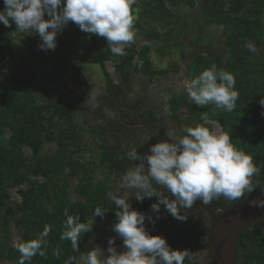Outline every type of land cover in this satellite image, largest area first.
I'll list each match as a JSON object with an SVG mask.
<instances>
[{
    "label": "trees",
    "instance_id": "16d2710c",
    "mask_svg": "<svg viewBox=\"0 0 264 264\" xmlns=\"http://www.w3.org/2000/svg\"><path fill=\"white\" fill-rule=\"evenodd\" d=\"M193 1L142 0V6L148 12L154 4L152 9L158 12L165 9L167 4H191ZM4 8V0H0V11ZM166 16L170 18L168 13ZM149 17L157 19L152 13ZM211 17L223 26L228 57L225 63L221 59L207 60L205 66L210 67L215 63L218 68L235 75L239 98L231 112L216 109L213 104L199 107L189 99L187 93H173L171 90L166 95L151 98L149 89L146 88L142 98L131 100L132 78H138L143 85H149L155 77L168 76L174 70L154 69L148 57V45L140 50L136 46H126L125 55L122 56L113 55L108 44L104 49L95 48L86 53L85 62L99 65L106 83V93L95 105L89 104L90 95L84 94L73 101L75 107L64 106L56 98H50L46 107L41 106L33 97L32 89L26 87L28 80L22 72H16L13 66L7 67V71H0V208H3L0 226L5 227L8 220L18 215L16 225L26 231L22 235V244L35 239L46 224L52 228L42 246L46 249V255L42 257L37 254L32 258L31 264H67L72 256L77 261L82 248L93 239L92 231L82 234L79 252L72 250L70 241L60 239L63 222L66 220L65 209L74 217L78 215L80 222L87 223L95 219L105 227L114 228L117 223V208L108 198L111 184H121V177L126 171L135 167V163H140L128 160L126 153L135 147L140 155H150L151 146L158 143L138 125H143L156 136L166 139L167 131H175L177 128L181 130L184 126L203 124L214 129L210 122L216 120L223 133L226 132L232 137V143L253 157L259 171L252 177L255 191L234 201L220 197L207 206L215 214L219 212L221 215L244 200L264 197V105L260 103L264 99V58H258L253 51L254 45L264 49V0H216ZM158 19L164 20L162 17ZM24 48L22 50L26 52ZM6 50L8 40L0 23V59L4 57ZM110 60L118 76L117 83L106 69V62ZM198 60L201 63L204 59ZM75 77L83 79V70L77 71ZM84 86L89 89L87 83ZM45 109L49 117H44ZM112 111H118L119 116L111 117ZM74 113L82 117L84 128L88 127V132L96 139L94 150L100 152L98 164L91 161L81 163L74 157L88 150L87 147H79L82 137L72 126ZM64 124L67 126L61 127ZM56 128L59 129L58 134H55ZM7 132L9 137L5 135ZM45 143L57 144L58 151L37 159L36 164L29 167L23 149L30 148L38 158ZM67 143L75 147L70 153L66 151ZM66 168L70 170L67 173L69 178L80 179V185L73 190L74 200L70 198L69 181L64 178ZM99 169L106 171V178L102 182L94 183V174ZM29 176H41L49 183L31 181ZM23 184L27 185L24 189L20 188ZM14 188H18L21 201L14 206L6 205L10 199L9 190ZM134 192L135 190L128 189L130 196H133L129 202L134 210L144 212L146 217L158 214L151 210L157 197L145 198L140 202L135 199ZM165 195L174 199L167 192ZM97 206L108 212L103 217H94ZM191 210H182V214L187 215V220L180 221L162 205V216L156 223L149 225L148 232L153 236L166 238L173 250L202 247L207 243L205 236L209 228L205 226V221L208 217L203 211L189 217ZM263 228L262 224L256 223L242 233L236 252V258L241 264L248 259L250 261L244 264L254 263L253 260L254 264H264ZM108 246V241H105L103 249L106 251ZM18 248L11 245L5 232H1L0 262L18 264ZM57 249L59 257L54 254ZM184 264L199 263L193 256L188 255Z\"/></svg>",
    "mask_w": 264,
    "mask_h": 264
},
{
    "label": "clouds",
    "instance_id": "9594fccd",
    "mask_svg": "<svg viewBox=\"0 0 264 264\" xmlns=\"http://www.w3.org/2000/svg\"><path fill=\"white\" fill-rule=\"evenodd\" d=\"M136 3L137 0H4L0 23L11 27V20L18 31H34L41 40L38 47L46 52L56 49L57 36L73 22L81 31L105 38L110 52L122 56L136 36L135 22L139 15ZM187 84L189 99L199 107L213 104L216 109L228 112L236 107L239 93L235 75L215 63ZM260 103L264 105V99ZM210 123L214 129L196 124L182 127V135L167 131L168 139L152 145L150 155H140L132 147L126 157L140 163H135L121 177L120 187L135 190L134 197L140 202L157 197L151 210L159 213L163 205L180 221L187 220L182 210L192 208L197 200L203 205L220 197L234 201L255 191L252 177L259 170L253 157L238 149L228 133L215 130L216 126ZM131 197L127 191L122 196L108 193L117 208L113 231L123 240L125 250L119 251L116 237L110 238L106 251L97 246L81 256L84 264H184L189 251L173 250L166 238L151 235L145 221L154 223L153 218L134 210L129 202ZM252 206L264 208V201H252ZM107 212L97 206L94 217H103ZM64 216L60 239L70 241L72 250L79 252L82 234L90 232L93 225L80 222V217L70 215L67 209ZM159 218L157 215L156 219ZM51 231L46 224L35 239L21 244L18 264H31L37 254L45 256L46 249L42 246ZM54 254L59 257V250ZM74 261L76 257L72 256L67 264Z\"/></svg>",
    "mask_w": 264,
    "mask_h": 264
},
{
    "label": "rangeland",
    "instance_id": "374dc122",
    "mask_svg": "<svg viewBox=\"0 0 264 264\" xmlns=\"http://www.w3.org/2000/svg\"><path fill=\"white\" fill-rule=\"evenodd\" d=\"M216 0H194L193 3L167 4L165 9L155 12L150 7V11H145L142 6V0H137L134 7L139 8L138 19L135 22L136 36L134 41L127 46H136L140 50L144 45H148L150 52L148 57L152 62V67L157 70L174 68L173 72L168 76H157L149 85H143L138 78H132L131 100L142 98L146 88L149 89V96L154 98L158 95H166L171 90L173 93H187L186 84L202 74L208 67L205 62L208 60L221 59L224 63L227 61L228 52L226 39L224 36L223 26L211 17L212 10L215 8ZM154 14L157 19L150 18L149 14ZM170 15V18L166 14ZM162 17L161 21L158 18ZM45 19H48L45 15ZM11 27H3L8 40V50L15 51L12 54L6 50L0 59V71H7V67H15L16 72L22 74L28 80L27 88L32 89V94L37 103L41 106L47 105L50 98H56L60 104V100L64 106L70 105L75 107L73 101L81 95L88 94L90 99L88 103L97 104L99 98L106 93V83L99 65L86 63L84 57L86 53L95 49L106 47L105 38L95 34L83 32L79 27L70 22L68 26L57 36V47L54 51L41 50L38 45L41 40L34 31H18L17 26L10 20ZM51 31V29H49ZM26 48V52L22 48ZM24 48V49H25ZM253 51L258 58H264V49L262 46H253ZM199 58L204 59L199 62ZM106 69L111 74L115 83L118 82V76L115 73L112 60L106 62ZM198 69V70H197ZM83 70V79L75 77V73ZM1 77V76H0ZM75 79V80H73ZM84 83H87L86 89ZM147 86V87H146ZM59 98V99H58ZM1 111V105H0ZM111 117L117 118L118 111H112ZM44 117H49L48 111L44 110ZM57 119H55L56 121ZM54 121V123H55ZM217 127V131L223 133V130L216 120L211 121ZM62 125L61 127H66ZM74 130L81 135L79 147H87V151H82L78 155H74L75 159L81 163L91 161L99 163L100 152L95 151L96 139L88 132V127L84 128L82 117L74 113V121L72 123ZM9 130V129H7ZM59 129L56 128L55 134ZM175 132L182 135L180 128ZM10 136L9 132L5 134ZM55 143H45L41 149L39 157L34 156L30 148L23 149V155L27 165L32 167L36 164L37 159H42L58 151ZM75 149L67 143V153ZM69 168L65 169V176L69 181L70 198L74 200L73 190L80 185L79 177L69 178ZM106 178V171L97 170L94 174V183L102 182ZM31 181H39L40 183H49L43 177L29 176ZM112 183V182H110ZM23 184L20 188H26ZM111 192L117 196H122L124 188L120 184H111ZM18 188L9 190L10 199L6 205L14 206L20 203L21 198L17 193ZM128 192V189H126ZM131 195V193H128ZM157 216V215H156ZM156 216L152 217L156 223ZM3 208H0V223H2ZM19 216H15L8 220L5 227L0 226L1 232L8 235L10 243L13 247H19L22 244V235L25 230L20 229L16 222ZM92 226L94 234L93 239L87 243L81 250L80 256L75 264H84L81 256L86 255L93 247L104 248V242L110 238L116 237L115 246L119 251H124L123 240L117 237L113 228L105 227L95 219L88 221ZM146 219V229L150 224ZM105 250V249H104ZM0 264H14L2 261Z\"/></svg>",
    "mask_w": 264,
    "mask_h": 264
},
{
    "label": "water",
    "instance_id": "95a60500",
    "mask_svg": "<svg viewBox=\"0 0 264 264\" xmlns=\"http://www.w3.org/2000/svg\"><path fill=\"white\" fill-rule=\"evenodd\" d=\"M138 126L145 133H150L158 142H162L160 137L143 125ZM216 128L215 130H217ZM252 201L258 203V201H264V197H252L244 200L219 217L207 205L194 202V205L202 209L210 220L209 240L206 249L211 264H236L237 246L244 230L256 223L264 226V208L252 206Z\"/></svg>",
    "mask_w": 264,
    "mask_h": 264
},
{
    "label": "flooded vegetation",
    "instance_id": "af4514ba",
    "mask_svg": "<svg viewBox=\"0 0 264 264\" xmlns=\"http://www.w3.org/2000/svg\"><path fill=\"white\" fill-rule=\"evenodd\" d=\"M160 138H161V137H160ZM166 139H168V137H167ZM166 139H165V138H161L162 141H164V140H166ZM158 143H159V142H158ZM197 202H201V201H200V200H197ZM201 203H202V202H201ZM191 209H192V210H191V212H190L189 217H191L193 214L198 215V214H200L201 211H203L202 209L198 208V207L195 206L194 204H193V207H192ZM203 212H204V211H203ZM204 214H205L206 217H208V216L206 215L205 212H204ZM219 214H220L219 212L216 213V215H219ZM157 215H159V217L162 216V212L158 213ZM155 216H156V215H155ZM152 217H154V216H152ZM205 226H207V227L209 228V232H210V220H209V218H208V220L205 221ZM209 232H208V233L206 234V236H205V239H206L205 241H206L207 243H204V244L202 245V247L197 248V249H192V250L182 249V251H183V250H188V251H189V255H190V256H193L199 264H211V259H210L209 254L207 253V249H206V246H207V244H208V240H209V239H208V237H209ZM262 237L264 238V228L262 229ZM167 243H168V241H167ZM178 249H179V248H178ZM241 260H242V259H241ZM246 261H250V259L242 261V264L246 263ZM252 262L255 263L254 260H253ZM254 263H251V264H254ZM236 264H241V262H239L237 258H236Z\"/></svg>",
    "mask_w": 264,
    "mask_h": 264
},
{
    "label": "built area",
    "instance_id": "2783aa9c",
    "mask_svg": "<svg viewBox=\"0 0 264 264\" xmlns=\"http://www.w3.org/2000/svg\"><path fill=\"white\" fill-rule=\"evenodd\" d=\"M188 85V84H187Z\"/></svg>",
    "mask_w": 264,
    "mask_h": 264
}]
</instances>
